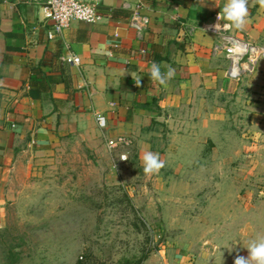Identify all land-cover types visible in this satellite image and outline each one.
<instances>
[{
	"label": "crops",
	"instance_id": "0c3cea01",
	"mask_svg": "<svg viewBox=\"0 0 264 264\" xmlns=\"http://www.w3.org/2000/svg\"><path fill=\"white\" fill-rule=\"evenodd\" d=\"M98 1L96 23L72 21L60 34L40 5L0 3V219L30 179L74 150L73 141L94 152L122 135L168 163L181 144L193 152L196 129L221 136L228 107L264 106V57L234 79L225 51L235 42L264 50L258 4L250 2L242 31L216 32L226 0ZM153 61L162 72L175 69L167 87L150 80ZM131 73L142 77L141 87Z\"/></svg>",
	"mask_w": 264,
	"mask_h": 264
},
{
	"label": "rangeland",
	"instance_id": "374dc122",
	"mask_svg": "<svg viewBox=\"0 0 264 264\" xmlns=\"http://www.w3.org/2000/svg\"><path fill=\"white\" fill-rule=\"evenodd\" d=\"M227 113L221 126L228 131L213 137L196 129L193 152L179 145L177 159L151 176L134 144L119 162L105 141L94 152L73 141L74 150L7 207L0 264H234L247 257L249 241L264 236V106Z\"/></svg>",
	"mask_w": 264,
	"mask_h": 264
},
{
	"label": "built area",
	"instance_id": "2783aa9c",
	"mask_svg": "<svg viewBox=\"0 0 264 264\" xmlns=\"http://www.w3.org/2000/svg\"><path fill=\"white\" fill-rule=\"evenodd\" d=\"M9 2L40 5L43 20L51 25L53 32L56 34H60L67 29L72 21L94 24L100 18L98 0H0V3ZM225 51L230 60L227 74L234 79H238L244 71H249L260 57H264V50L259 51L256 49L253 52L251 47L243 42L231 43L226 47ZM244 59H246V62H243ZM67 61L72 64H78L79 58L75 55H70ZM95 120L99 129H106L107 119L104 115L97 113ZM132 144L130 138L122 135L106 140L107 150L111 153L116 152L119 162H126L120 160V157L123 155L127 156L128 159L129 149Z\"/></svg>",
	"mask_w": 264,
	"mask_h": 264
},
{
	"label": "clouds",
	"instance_id": "9594fccd",
	"mask_svg": "<svg viewBox=\"0 0 264 264\" xmlns=\"http://www.w3.org/2000/svg\"><path fill=\"white\" fill-rule=\"evenodd\" d=\"M199 4L204 3L203 0H197ZM259 5V11H264V0H226L223 8L217 15V23L212 25V29L219 32L223 29H235L242 31L249 23V4ZM223 21V23H221ZM167 71H161V65L155 61L151 63L149 69L150 80L161 86L167 87L170 80L175 76V69L171 65H167ZM137 88L141 87V76L135 73L130 74ZM120 160L127 161V156H121ZM115 167V165H114ZM165 167V162L161 159L158 152L146 151L142 155V169L146 176L158 174ZM248 256L243 257L237 255L234 264H264V236H258L249 241L246 248Z\"/></svg>",
	"mask_w": 264,
	"mask_h": 264
},
{
	"label": "water",
	"instance_id": "95a60500",
	"mask_svg": "<svg viewBox=\"0 0 264 264\" xmlns=\"http://www.w3.org/2000/svg\"><path fill=\"white\" fill-rule=\"evenodd\" d=\"M255 50H256V48H253V47L251 48V51H253V52H254Z\"/></svg>",
	"mask_w": 264,
	"mask_h": 264
}]
</instances>
